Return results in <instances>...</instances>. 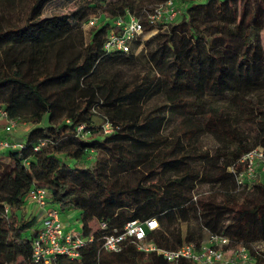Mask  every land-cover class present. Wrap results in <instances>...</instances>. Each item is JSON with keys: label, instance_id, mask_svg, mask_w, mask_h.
<instances>
[{"label": "trees", "instance_id": "obj_1", "mask_svg": "<svg viewBox=\"0 0 264 264\" xmlns=\"http://www.w3.org/2000/svg\"><path fill=\"white\" fill-rule=\"evenodd\" d=\"M30 1L41 15L19 22L11 12L20 0H0V108L29 124L8 137L20 146H0V264H46L32 244L42 211L22 210L33 187L60 213L77 212L84 239L78 257L50 264H193L157 249L198 246L205 232L264 264L253 245L264 241V180L237 179L240 157L264 148V0H180L178 19L153 23L144 10L166 0H74L47 13L52 0ZM127 12L143 32L128 52L106 51ZM91 16L99 20L85 39ZM149 218L157 249L132 238L103 248L105 235Z\"/></svg>", "mask_w": 264, "mask_h": 264}, {"label": "built area", "instance_id": "obj_2", "mask_svg": "<svg viewBox=\"0 0 264 264\" xmlns=\"http://www.w3.org/2000/svg\"><path fill=\"white\" fill-rule=\"evenodd\" d=\"M177 13L173 0H166L154 6L151 10H144V17L149 23L158 20H172ZM96 21L94 16L88 20L89 25ZM113 28L107 33L104 42L106 51L128 52L132 41L143 32V24L139 16L127 12L124 16L113 21ZM16 120L9 117L5 110L0 108V133L5 135L14 130ZM107 126V125H106ZM0 146H20L5 136L0 135ZM244 171L237 175L238 182L243 176L249 178L257 173H264V148L256 146L240 157ZM27 201L34 203L42 211V220L38 232L33 239V256L46 264L53 262L59 255L78 257V248L84 239L76 231H67L61 220V213L56 206L47 202V192L43 187H33L28 191ZM158 227L155 218L145 220H130L125 223L122 231L110 233L103 238V248L107 251H117L127 238H132L136 247L141 250L157 249L152 241L146 239L147 230ZM227 236L208 234L198 246L193 242H186L175 249H157L170 261L186 259L193 264H253L254 258L244 246H229Z\"/></svg>", "mask_w": 264, "mask_h": 264}, {"label": "rangeland", "instance_id": "obj_3", "mask_svg": "<svg viewBox=\"0 0 264 264\" xmlns=\"http://www.w3.org/2000/svg\"><path fill=\"white\" fill-rule=\"evenodd\" d=\"M42 3V5H44V3L46 2V0H41L40 1ZM164 1H159L157 4L154 3V5L150 6L151 8H153L154 6L163 3ZM58 4L57 6L54 7V4ZM77 4V1L74 0H52V3L48 6H45L43 11L44 13L53 11V10H59V11H69L71 9H73L75 7V5ZM174 4L177 7V13L175 14V16H173L172 20H176L178 19V15L179 13L182 11V2L180 0H175ZM33 13V18L39 17L42 13V6H40L39 8L36 9H32V1L30 0H20L19 5L17 6V9H13V11L11 12V18L13 21H19L22 22V20L24 19L25 15H27L28 13ZM99 11V10H98ZM99 20V18H97ZM96 20V21H98ZM82 29H83V36L86 39L88 37V30L90 29V25L88 23H83L82 25ZM148 35H146L145 39H148ZM262 43H264V34H262ZM95 121L97 123L100 122V117L96 116L95 117ZM29 127V124L26 122H20L18 123L17 126H15L14 130L11 131L10 133H6L5 137L8 138V136L12 137L14 135H21L23 133V131H25L27 128ZM243 129L245 131L248 132H253L254 127L252 125L249 124H244L242 125ZM210 140V139H209ZM207 143H208V139H207ZM7 165V158L5 156V150H1L0 149V171ZM203 170L205 171H212L214 169V166L210 165V164H204L203 165ZM259 180L262 179L264 180V173H257L256 176L252 177L251 180ZM240 187H242L240 185ZM208 189L207 186H202L200 187V189ZM248 189V188H247ZM249 191V190H248ZM28 201L26 200L25 203H27ZM31 203V202H29ZM31 206V205H30ZM27 209V205L24 204L23 205V212H25ZM30 209H34V213L38 214L39 212V208L36 204L33 203V206ZM37 211V212H36ZM75 211L74 210H69L67 212H65L63 218L66 219V221L69 223L68 228H70L72 231H77L80 228V222L75 218L74 215ZM38 216H40L38 214ZM61 220H63L61 218ZM208 233L205 232L204 234V240L207 238ZM254 247L258 248V249H262L264 250V241L262 240H256L253 242Z\"/></svg>", "mask_w": 264, "mask_h": 264}, {"label": "crops", "instance_id": "obj_4", "mask_svg": "<svg viewBox=\"0 0 264 264\" xmlns=\"http://www.w3.org/2000/svg\"><path fill=\"white\" fill-rule=\"evenodd\" d=\"M0 135L1 136H5V135H3V134H1L0 133ZM9 137V136H8ZM11 137V136H10ZM13 137V136H12ZM214 170V169H213ZM212 170V171H213ZM26 205H27V209H26V211H25V214L26 215H33V214H35L34 213V209L32 210V209H30L32 206H33V203H29V202H27L26 203ZM31 205V206H30ZM75 211V210H74ZM37 212V211H36ZM64 214H65V212L64 213H61V218L63 219L62 221H63V224H64V228H65V230H67V231H72L70 228H68V225H69V223L66 221V219L65 218H63V216H64ZM40 215V214H39ZM74 215H75V218H76V215H77V212L75 211V213H74ZM41 217H42V215H40L39 216V219L41 220ZM40 226V222H39V224H38V227ZM204 240V239H203ZM206 240V239H205Z\"/></svg>", "mask_w": 264, "mask_h": 264}]
</instances>
